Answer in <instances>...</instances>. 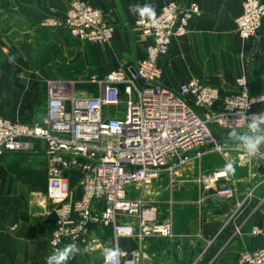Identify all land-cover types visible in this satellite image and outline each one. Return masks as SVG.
<instances>
[{
	"label": "crops",
	"instance_id": "1",
	"mask_svg": "<svg viewBox=\"0 0 264 264\" xmlns=\"http://www.w3.org/2000/svg\"><path fill=\"white\" fill-rule=\"evenodd\" d=\"M72 1L0 0L1 118L19 124L38 123L44 114L46 81L100 79L119 67L132 69L142 57L146 41L133 26L140 17L129 12V5L150 3L157 11L167 0H79L98 9L113 28L112 38L103 44L72 38L62 27L40 25L46 19H61ZM190 1L197 5L199 15L189 23L188 33L172 40L168 53L159 60L161 83L171 87L197 78L218 90L214 105L217 110L221 100L235 91V78L244 75L250 96L261 98L254 109L264 112V17L256 34L242 40L233 19L240 13L243 0ZM10 57H14L12 62ZM36 147V153H31L25 163L16 165L11 156L0 159V206L11 210L22 224L21 230H15L8 254L0 264H46V257L52 254L47 244L52 215L44 192L13 176L19 166L26 165L29 180L31 170H42L45 175L41 147ZM229 162H234L236 171L228 172L233 195L224 202L217 200L212 190H201L195 179L226 170ZM259 167L254 158L241 162L230 151L226 156L207 151L177 166L175 174L161 170L139 191L134 185L128 186V198L140 196L156 207L170 204L173 236L141 241L122 237L117 242L119 251H138V264H184L188 254H192L190 264H237L239 254L264 247V233H250L252 227L264 231V168L258 171ZM22 176L26 175L19 174L21 180ZM170 178L175 183L172 189ZM75 179L73 174L69 185L78 197ZM249 190L251 198L246 200ZM103 229L109 230L90 229L80 251L67 264H100L102 249L111 236V230ZM97 235L102 242L97 243ZM198 254L202 255L195 262Z\"/></svg>",
	"mask_w": 264,
	"mask_h": 264
},
{
	"label": "built area",
	"instance_id": "2",
	"mask_svg": "<svg viewBox=\"0 0 264 264\" xmlns=\"http://www.w3.org/2000/svg\"><path fill=\"white\" fill-rule=\"evenodd\" d=\"M197 5L190 0H167L157 11L155 23L140 18L133 22L146 41L142 57L133 66L116 68L103 78L49 80L44 84V114L38 123H12L0 117V159L6 153H36L38 144L45 167L44 201L49 205L52 227L48 247L53 253L67 244L79 249L90 229L110 227L111 236L102 249H118V239L141 241L173 236L170 218L160 220L156 207L140 196L128 198L126 188L154 179L161 170L174 169L207 151L226 156L230 151L241 162L249 158L240 144L216 145L214 132L246 129L245 116L258 113L244 75L234 80L235 91L225 96L217 110L218 90L197 78L175 86L161 83L159 60L172 40L188 33L197 18ZM264 17L260 0H243L233 19L242 40L253 37ZM45 28L62 27L80 41L109 42L113 28L103 14L85 2L68 4L61 19H46ZM95 85V94L76 93L78 85ZM123 110L117 114L118 108ZM264 168V154L253 157ZM76 175L79 196L69 185ZM195 182L204 192L213 191L219 201L232 198V178L227 170L198 175ZM175 183L169 179V188ZM251 198V190L244 197ZM124 219V223H118ZM252 235L262 229L252 227ZM119 250V249H118ZM138 251L124 253L111 264H138ZM237 264H264V247L241 253Z\"/></svg>",
	"mask_w": 264,
	"mask_h": 264
},
{
	"label": "clouds",
	"instance_id": "3",
	"mask_svg": "<svg viewBox=\"0 0 264 264\" xmlns=\"http://www.w3.org/2000/svg\"><path fill=\"white\" fill-rule=\"evenodd\" d=\"M129 12L134 16H139L141 20H147L155 23L156 10L150 3L144 4H130ZM14 57H10L12 62ZM247 120L246 129L238 130L233 127L228 132V139L236 141L240 144L246 156L251 159L260 153L261 148L264 147V112L253 114L251 117L245 116ZM226 170L235 174L234 162H229L225 166ZM80 249L74 244H67L61 249H57L51 255L46 257V264H67V262L74 258ZM105 264H111L119 256V250L113 248H106L104 251Z\"/></svg>",
	"mask_w": 264,
	"mask_h": 264
},
{
	"label": "trees",
	"instance_id": "4",
	"mask_svg": "<svg viewBox=\"0 0 264 264\" xmlns=\"http://www.w3.org/2000/svg\"><path fill=\"white\" fill-rule=\"evenodd\" d=\"M215 137L220 136L221 134L214 132ZM12 157L15 158L17 161L16 165H18L21 162H26L31 154H25V153H6L4 154L1 158L4 157ZM18 167V166H17ZM30 171L29 166H22L16 170V173H13V176L15 179H17L21 183H30L31 185L38 187L42 189L44 192L45 189V175L44 172L41 171H34L31 170V180H29V174L28 172ZM41 173V177L39 179L36 178V174ZM19 174H24L26 176H22L23 180L19 178ZM21 230L22 229V224H20L16 217L13 215V212L9 210L8 208L1 207L0 206V263L2 260H5L4 257L8 254V248L9 244L11 243V239L14 236L15 230ZM17 237H20V234L16 235Z\"/></svg>",
	"mask_w": 264,
	"mask_h": 264
},
{
	"label": "rangeland",
	"instance_id": "5",
	"mask_svg": "<svg viewBox=\"0 0 264 264\" xmlns=\"http://www.w3.org/2000/svg\"><path fill=\"white\" fill-rule=\"evenodd\" d=\"M74 91L76 92V93H81V95L82 94H84V96H86V97H91L92 95H94L95 94V91H96V89H95V85H92V84H84V85H78L77 87H75L74 88ZM121 107H119L118 108V110H117V114H119V115H121L122 113H123V110L121 109V110H119ZM261 169H263L262 167H260ZM170 175V174H169ZM41 177V173H39V174H36V178L37 179H39ZM157 177V176H156ZM155 177V178H156ZM154 178V179H155ZM154 179H152V180H154ZM152 180H150V181H148V182H146V183H144V184H140L139 186L137 185V186H134V189L136 188L137 189V191H139V189L143 186V185H147V184H149ZM138 194V193H137ZM148 203V202H147ZM151 205H153V204H151ZM154 206V205H153ZM156 207V206H155ZM156 214H157V216H161V217H159V219L160 220H163V221H166L167 220V218H170V220H171V207H170V204H168V202H166L165 203V206H157L156 208ZM123 221H124V219H121L120 221H118V223H123ZM103 228H106V227H103ZM109 228V230H110V227H108ZM103 230H105V231H109V230H107V229H103ZM106 236V235H105ZM96 238H97V243L98 242H102V238H101V236L100 235H97L96 236ZM188 255H190V256H192V254H188ZM196 254H193V256H195ZM202 254H198L197 255V257H196V260H195V262L199 259V257L201 256ZM190 256H188V258H186L187 259V261H185V263L184 264H190L191 262V260H188V259H191L190 258Z\"/></svg>",
	"mask_w": 264,
	"mask_h": 264
},
{
	"label": "water",
	"instance_id": "6",
	"mask_svg": "<svg viewBox=\"0 0 264 264\" xmlns=\"http://www.w3.org/2000/svg\"><path fill=\"white\" fill-rule=\"evenodd\" d=\"M130 73H133L132 69L129 70ZM215 144L216 145H221V144H239L236 141L229 140L228 139V133H222L220 136L215 138ZM264 147L261 148L260 153L264 154ZM258 171H262L261 168L259 167Z\"/></svg>",
	"mask_w": 264,
	"mask_h": 264
}]
</instances>
